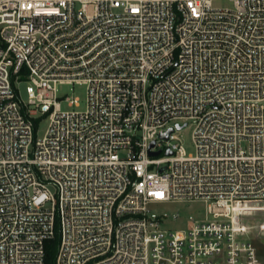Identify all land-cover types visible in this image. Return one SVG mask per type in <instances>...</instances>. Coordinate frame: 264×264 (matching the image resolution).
Returning <instances> with one entry per match:
<instances>
[{
  "label": "built area",
  "instance_id": "1",
  "mask_svg": "<svg viewBox=\"0 0 264 264\" xmlns=\"http://www.w3.org/2000/svg\"><path fill=\"white\" fill-rule=\"evenodd\" d=\"M263 214L264 0H0V264H264Z\"/></svg>",
  "mask_w": 264,
  "mask_h": 264
},
{
  "label": "rangeland",
  "instance_id": "2",
  "mask_svg": "<svg viewBox=\"0 0 264 264\" xmlns=\"http://www.w3.org/2000/svg\"><path fill=\"white\" fill-rule=\"evenodd\" d=\"M20 95L23 100L27 99V82H21L18 86ZM57 94L60 101H62V110L63 111H77L81 112L85 110L86 107V87L84 85H60L57 88ZM67 98L70 99H78L79 106L71 107L68 102L65 100ZM48 119L42 118L40 123L38 124L37 137L42 138L46 132L48 127ZM178 137V140L183 145L188 155L193 154L194 147L192 142V129L185 128L181 132H177L175 134ZM163 145L166 146L164 143ZM156 212L161 215L166 214L169 218L166 219L163 223V228L172 230V231H180L187 229L190 224V219L195 218L200 220L204 217V205L200 202H185L179 201L170 204L156 206L154 208ZM180 214V218L177 221H174L173 215L178 213ZM257 215H254L256 217ZM258 220H264V214L259 215ZM257 236V245L260 250V254L264 263V232H256Z\"/></svg>",
  "mask_w": 264,
  "mask_h": 264
},
{
  "label": "trees",
  "instance_id": "3",
  "mask_svg": "<svg viewBox=\"0 0 264 264\" xmlns=\"http://www.w3.org/2000/svg\"><path fill=\"white\" fill-rule=\"evenodd\" d=\"M59 245V234L57 232L56 237L53 240H50L46 244V263L55 264V257L57 254Z\"/></svg>",
  "mask_w": 264,
  "mask_h": 264
},
{
  "label": "water",
  "instance_id": "4",
  "mask_svg": "<svg viewBox=\"0 0 264 264\" xmlns=\"http://www.w3.org/2000/svg\"><path fill=\"white\" fill-rule=\"evenodd\" d=\"M179 129H180V127H178ZM173 132V130L171 129V130H169L167 133H165V134H163L162 136H161V138H163V139H167L168 138V136H169V134L170 133H172ZM155 146V142H153L152 144H151V148H153ZM160 151L159 152H152L150 155L151 156H158V155H160ZM168 155H172V153L171 152H168L167 153ZM179 217V214H176L175 215V219H177Z\"/></svg>",
  "mask_w": 264,
  "mask_h": 264
}]
</instances>
